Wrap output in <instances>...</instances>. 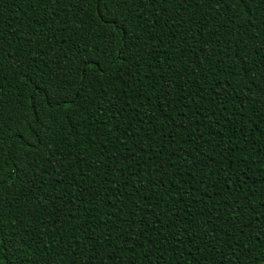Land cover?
<instances>
[{"label":"trees","instance_id":"trees-1","mask_svg":"<svg viewBox=\"0 0 264 264\" xmlns=\"http://www.w3.org/2000/svg\"><path fill=\"white\" fill-rule=\"evenodd\" d=\"M115 2L0 0V264H264V0Z\"/></svg>","mask_w":264,"mask_h":264},{"label":"snow or ice","instance_id":"snow-or-ice-1","mask_svg":"<svg viewBox=\"0 0 264 264\" xmlns=\"http://www.w3.org/2000/svg\"><path fill=\"white\" fill-rule=\"evenodd\" d=\"M115 7H119V0H116ZM95 52L99 53V55L103 58V61L107 64H109V68L107 69H103L100 67L99 64H95V61L97 59L96 56L89 54L87 52L82 53L81 54V64L83 65V79L88 80L89 83H91V80H89V77H94L95 73L97 71H100L104 74H107V72L111 71V65L115 64L116 60H118L121 56H122V52L120 51H116L115 54L113 55V53L107 49V46L105 47V49H101V48H95L94 49ZM94 65V67L92 66ZM63 103H65V105L67 106L68 101H63ZM48 117L45 116V119H47ZM36 122H39V118H35ZM32 122H29V127H31ZM9 147H11L9 145ZM206 178V177H205ZM3 179H0V186L3 185Z\"/></svg>","mask_w":264,"mask_h":264}]
</instances>
